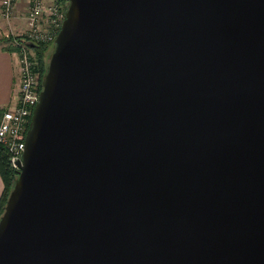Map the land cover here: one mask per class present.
Listing matches in <instances>:
<instances>
[{
	"label": "water",
	"instance_id": "water-1",
	"mask_svg": "<svg viewBox=\"0 0 264 264\" xmlns=\"http://www.w3.org/2000/svg\"><path fill=\"white\" fill-rule=\"evenodd\" d=\"M25 144L0 264H264V0H69Z\"/></svg>",
	"mask_w": 264,
	"mask_h": 264
},
{
	"label": "built area",
	"instance_id": "built-area-1",
	"mask_svg": "<svg viewBox=\"0 0 264 264\" xmlns=\"http://www.w3.org/2000/svg\"><path fill=\"white\" fill-rule=\"evenodd\" d=\"M69 0H29L26 14V39L15 40L19 67V82L16 103L5 109L0 116V144L9 153L10 165L19 170L25 150V137L34 108L39 101L41 78L35 71L31 42L51 43L55 41L63 21ZM17 0H0V19L11 20L15 14Z\"/></svg>",
	"mask_w": 264,
	"mask_h": 264
},
{
	"label": "crops",
	"instance_id": "crops-1",
	"mask_svg": "<svg viewBox=\"0 0 264 264\" xmlns=\"http://www.w3.org/2000/svg\"><path fill=\"white\" fill-rule=\"evenodd\" d=\"M29 0H18L15 15L11 20L0 19V38L27 29L26 13ZM19 82V67L16 52L6 51L0 46V109H7L16 103ZM4 181L0 173V198L4 191Z\"/></svg>",
	"mask_w": 264,
	"mask_h": 264
},
{
	"label": "trees",
	"instance_id": "trees-1",
	"mask_svg": "<svg viewBox=\"0 0 264 264\" xmlns=\"http://www.w3.org/2000/svg\"><path fill=\"white\" fill-rule=\"evenodd\" d=\"M23 38L24 37L22 36H17L15 38L2 37L0 38V44H2V48L4 50L10 51V52H16L17 50H19V46L15 44L14 41L17 40L20 43L21 42L24 43ZM32 43L33 42L29 43L28 46L33 51V54H34L33 58L36 61L35 70L40 73L41 90H42L43 77L47 71V67L49 63L48 59H50L48 56V52L50 51L51 53V49L54 45V42L43 43V42L36 41L34 42L35 44L34 47L31 46ZM4 110L5 109H2V110L0 109V116ZM30 125H31V122H30ZM0 173L4 181V185H5L3 194L0 198V217H1V215L4 212V208L8 200V197L10 195V192L12 191L16 178H17V170L10 165L9 153L7 149L1 144H0Z\"/></svg>",
	"mask_w": 264,
	"mask_h": 264
},
{
	"label": "rangeland",
	"instance_id": "rangeland-1",
	"mask_svg": "<svg viewBox=\"0 0 264 264\" xmlns=\"http://www.w3.org/2000/svg\"><path fill=\"white\" fill-rule=\"evenodd\" d=\"M18 1V0H17ZM27 14V13H26ZM15 15V14H14ZM14 17V16H13ZM12 17V18H13ZM27 22V21H26ZM26 31H27V29H24V31L22 32V31H18V32H15V34H7V35H4L3 37H5V38H15V37H17V36H22V37H24L23 39H26ZM2 38V37H1ZM0 46H2V44H0ZM52 50H53V47H52V49H51V53H52ZM33 52V51H32ZM49 53H50V51L48 52V56H49V58H50V56H51V53H50V55H49ZM33 54V53H32ZM33 57H34V54H33ZM34 59V58H33ZM48 61H49V59H48ZM35 64H36V61H35ZM36 71V70H35ZM37 72V71H36ZM39 75H40V73L39 72H37Z\"/></svg>",
	"mask_w": 264,
	"mask_h": 264
}]
</instances>
